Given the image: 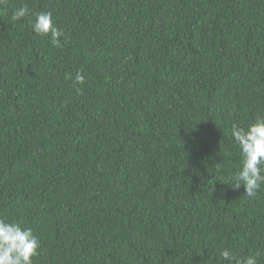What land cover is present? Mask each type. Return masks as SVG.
<instances>
[{
    "label": "trees",
    "instance_id": "obj_1",
    "mask_svg": "<svg viewBox=\"0 0 264 264\" xmlns=\"http://www.w3.org/2000/svg\"><path fill=\"white\" fill-rule=\"evenodd\" d=\"M25 3L52 12L61 47L12 20ZM0 8V217L39 237L33 264L264 252V186L249 198L229 179L232 124L264 116V0Z\"/></svg>",
    "mask_w": 264,
    "mask_h": 264
},
{
    "label": "clouds",
    "instance_id": "obj_2",
    "mask_svg": "<svg viewBox=\"0 0 264 264\" xmlns=\"http://www.w3.org/2000/svg\"><path fill=\"white\" fill-rule=\"evenodd\" d=\"M7 0H0V6L6 5ZM0 8V11H4ZM34 17V19H32ZM12 20L18 21L27 18L35 34L51 37L54 47H61V37L65 34L56 26L51 11L31 12L25 3L14 9ZM66 79L72 77L66 76ZM85 75L77 72L76 84H83ZM231 135L241 154V164L238 171L229 179L234 181L232 188L240 189L244 186L247 197L254 198L256 193L264 186V116H258L247 127L233 123ZM41 242L34 230L23 227L20 223L9 222L7 218L0 217V264H33V259L40 255ZM220 257L229 264H259L264 252L257 250L243 257H236L233 250L223 248Z\"/></svg>",
    "mask_w": 264,
    "mask_h": 264
}]
</instances>
